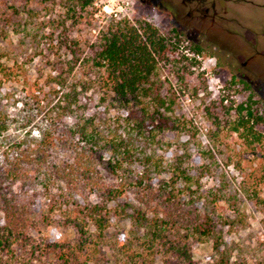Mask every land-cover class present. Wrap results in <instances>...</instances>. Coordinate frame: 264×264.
<instances>
[{
	"label": "rangeland",
	"instance_id": "1",
	"mask_svg": "<svg viewBox=\"0 0 264 264\" xmlns=\"http://www.w3.org/2000/svg\"><path fill=\"white\" fill-rule=\"evenodd\" d=\"M92 1L81 10L70 0L49 4L0 0V14L4 17L7 13L6 21L0 22V64L5 68L0 72V103L13 110L18 100L30 95L33 85L44 83L58 72L75 81L93 78L91 48L112 22L127 20L134 26L148 22L172 42L181 37L178 54L189 61L196 59L199 64L192 69L193 74H188L162 62L156 80L164 83L165 92L174 93L175 127L185 124L191 138L173 129L161 134H138L131 129L130 121L121 119L128 116L126 110L107 109L108 102H102L99 89L86 95L87 116H95L100 125L118 129L124 137L129 135L128 152L122 155L125 168L118 173L122 180L138 175L144 155L167 167L186 150L191 154L187 167L200 180L202 200L197 205L202 215H184L189 207L180 214L184 215L181 219L168 213L165 223L155 231L158 239H176L177 229L182 228V235L194 239L195 264H216L219 257L214 239L224 242L222 249L231 255L230 264H264V0H206L200 11H195L199 4L187 3L189 0ZM214 3L218 12L215 21L211 9ZM196 46L202 49L200 54L194 50ZM240 105L258 119L254 121L258 123L255 135L233 131ZM146 137L152 139L148 144L144 142ZM202 166L209 170L207 175L199 170ZM101 173L116 183L117 177L103 168ZM164 179L166 175L158 176L155 182L160 184ZM127 197L140 206L133 195ZM187 199L184 196L182 201ZM44 210L35 207L38 213ZM208 213L220 228L214 238L185 231L188 226L202 223ZM63 217L57 212L51 215L49 227L43 226L40 232L26 231L30 239H11L12 244L21 247L16 254L6 249L0 254V264H18L26 251L33 250L38 258L55 262L48 245L78 239ZM130 228L131 220H113L106 231L99 264H122L117 246ZM90 231L96 234L94 227Z\"/></svg>",
	"mask_w": 264,
	"mask_h": 264
},
{
	"label": "trees",
	"instance_id": "2",
	"mask_svg": "<svg viewBox=\"0 0 264 264\" xmlns=\"http://www.w3.org/2000/svg\"><path fill=\"white\" fill-rule=\"evenodd\" d=\"M30 1L49 4L56 0ZM70 1L81 10L93 3ZM6 14H0V22L6 21ZM180 44L181 37L172 42L148 22L138 26L127 20L112 22L91 48L93 78L75 81L58 72L44 83L33 85L30 95L18 100L13 110L0 103V254L6 249L16 254L21 246L12 244L11 239H30L26 231L40 232L43 226L49 227L51 215L60 212L78 239L49 244L48 253L55 255L53 263L38 258L33 250L26 251L18 264H99L106 231L113 220H131L125 240L117 246L122 264H195L194 239L182 235V228L172 240L161 239L164 236L158 239L155 234L168 213L180 219L185 214L202 215L198 207L202 188L187 167L189 151L177 155L167 167L144 155L138 175L122 180L118 173L125 168L122 155L128 152L129 135L124 137L118 129L100 125L95 116H87L86 95L99 89L102 102H108L107 109L126 110L128 116L121 119L130 121L131 129L138 134H161L173 129L191 138L185 124L175 127L174 93L165 92L164 83L156 80L162 62L171 63L176 72L193 74L199 62L178 54ZM194 50L202 52L199 46ZM77 64L74 62L71 69ZM0 72H5L1 64ZM237 114L233 131L255 135L258 123L254 121L258 119L253 112L240 105ZM150 140L146 137L145 144ZM101 168L117 177L116 183L104 178ZM199 170L203 176L209 173L205 166ZM165 175L160 184L155 182ZM128 194L140 206L128 199ZM184 196L188 199L182 201ZM37 206L45 210L38 213ZM185 207H189L186 212ZM201 220L185 231L214 238L219 225L209 213ZM150 231L154 232L149 236ZM222 246V239H214L219 257L216 264H230L231 255Z\"/></svg>",
	"mask_w": 264,
	"mask_h": 264
},
{
	"label": "flooded vegetation",
	"instance_id": "3",
	"mask_svg": "<svg viewBox=\"0 0 264 264\" xmlns=\"http://www.w3.org/2000/svg\"><path fill=\"white\" fill-rule=\"evenodd\" d=\"M205 2H206V0H203V1L189 0V1H187V3H193V4L196 3V6L199 4L197 7H195V11H200L201 8H203V6L205 5ZM185 3H186V1H185ZM211 9H213V12H214V15H215L214 16V21H215L216 20V16L218 14V12L216 10V4L215 3L212 5ZM206 13L209 14L210 13V9H207Z\"/></svg>",
	"mask_w": 264,
	"mask_h": 264
},
{
	"label": "built area",
	"instance_id": "4",
	"mask_svg": "<svg viewBox=\"0 0 264 264\" xmlns=\"http://www.w3.org/2000/svg\"><path fill=\"white\" fill-rule=\"evenodd\" d=\"M221 88V87H220Z\"/></svg>",
	"mask_w": 264,
	"mask_h": 264
}]
</instances>
